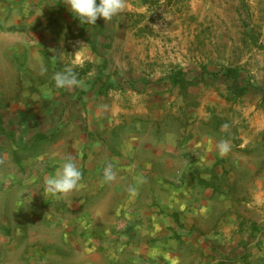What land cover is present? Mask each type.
Segmentation results:
<instances>
[{
    "label": "crops",
    "instance_id": "obj_1",
    "mask_svg": "<svg viewBox=\"0 0 264 264\" xmlns=\"http://www.w3.org/2000/svg\"><path fill=\"white\" fill-rule=\"evenodd\" d=\"M92 26L0 0V264H264V107H224L245 96L222 73L195 92L96 75ZM66 65L81 86L55 87ZM68 158L80 186L53 194Z\"/></svg>",
    "mask_w": 264,
    "mask_h": 264
},
{
    "label": "rangeland",
    "instance_id": "obj_2",
    "mask_svg": "<svg viewBox=\"0 0 264 264\" xmlns=\"http://www.w3.org/2000/svg\"><path fill=\"white\" fill-rule=\"evenodd\" d=\"M86 34L108 62L96 75L108 80L157 83L180 77L184 88L175 89L195 92L206 74L234 68L240 77L229 88L245 89V97L224 101V107H264V0H126L122 14L107 22L98 18ZM83 69L78 66L76 73ZM235 121L246 123L240 114Z\"/></svg>",
    "mask_w": 264,
    "mask_h": 264
},
{
    "label": "clouds",
    "instance_id": "obj_3",
    "mask_svg": "<svg viewBox=\"0 0 264 264\" xmlns=\"http://www.w3.org/2000/svg\"><path fill=\"white\" fill-rule=\"evenodd\" d=\"M67 7L72 15L84 24L95 25L98 18L105 22L122 14L126 8V0H67ZM47 72L46 67H41V74ZM57 89H72L82 85V81L71 65H66L62 71H57L52 77ZM227 128V125H224ZM221 155L230 150L228 141L222 140L218 144ZM115 178L109 166L105 170V179L111 181ZM81 172L75 162L68 158L61 166L57 175L46 180L47 189L53 193H68L80 186Z\"/></svg>",
    "mask_w": 264,
    "mask_h": 264
},
{
    "label": "trees",
    "instance_id": "obj_4",
    "mask_svg": "<svg viewBox=\"0 0 264 264\" xmlns=\"http://www.w3.org/2000/svg\"><path fill=\"white\" fill-rule=\"evenodd\" d=\"M225 81L230 80L231 78L238 79L240 77V72L237 69L234 68H226L225 72L222 73ZM246 93L245 89L240 88H232L231 95L227 99L228 100H236L238 98H241Z\"/></svg>",
    "mask_w": 264,
    "mask_h": 264
}]
</instances>
